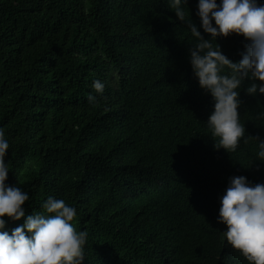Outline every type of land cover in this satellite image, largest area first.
<instances>
[{"label": "trees", "instance_id": "1", "mask_svg": "<svg viewBox=\"0 0 264 264\" xmlns=\"http://www.w3.org/2000/svg\"><path fill=\"white\" fill-rule=\"evenodd\" d=\"M196 5L185 7L199 27ZM216 43L236 62L247 42ZM194 44L167 0H0L6 183L28 192L26 215L49 196L76 208L83 264H248L217 216L229 177L264 183L254 138L264 140V94L243 81L245 137L217 149ZM94 80L105 89L92 105ZM5 219L9 232L24 220Z\"/></svg>", "mask_w": 264, "mask_h": 264}, {"label": "clouds", "instance_id": "2", "mask_svg": "<svg viewBox=\"0 0 264 264\" xmlns=\"http://www.w3.org/2000/svg\"><path fill=\"white\" fill-rule=\"evenodd\" d=\"M167 4L195 38L194 46L189 49V61L200 88L214 101L207 119L212 137L217 138L214 145L227 153L234 152L246 132L239 112L243 81L246 78L252 81L245 89L248 95L264 94V3L197 0L199 27L190 19L189 9L185 7L187 0H167ZM199 29L209 38L205 39ZM233 34L247 42L241 59L236 62L216 43L218 37ZM92 88L96 94L89 93L87 101L95 105L105 84L94 80ZM258 115L264 118V111ZM254 138L258 141L256 160L264 162V140ZM8 149L9 141L0 128V264H83L87 232L78 231L72 223L76 208L63 199L49 196L42 204L43 212L26 215L23 205L29 200L28 192L6 183ZM219 202L217 221L226 226L223 235L227 244L248 264H264V183H252L244 175H233L228 178ZM5 218L24 220L9 232L5 229Z\"/></svg>", "mask_w": 264, "mask_h": 264}]
</instances>
